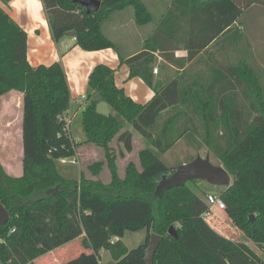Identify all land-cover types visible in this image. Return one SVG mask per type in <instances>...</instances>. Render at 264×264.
I'll list each match as a JSON object with an SVG mask.
<instances>
[{
    "label": "trees",
    "instance_id": "1",
    "mask_svg": "<svg viewBox=\"0 0 264 264\" xmlns=\"http://www.w3.org/2000/svg\"><path fill=\"white\" fill-rule=\"evenodd\" d=\"M41 1L54 42L74 32L75 45L87 52L116 50L102 31L114 12L131 7L138 26L151 22L142 0H97L100 10L90 15L72 0ZM258 1L241 6L235 0H173L141 52L125 61L129 77H139L154 90L145 105L115 86L113 70L103 65L94 68L80 114L84 143L101 149L103 160L87 167L96 180L80 174L78 181L65 178L58 169L59 160L74 157L81 145L64 131L62 117L71 105L64 70L58 62L31 67L25 32L0 8V98L10 91L22 94L17 105L22 109L17 133L22 143L19 177L7 175L3 168L14 174L8 165L13 156L11 137L1 134L0 205L9 212V220L0 228V264H34L82 235L81 247L90 252L63 264H100L102 249L110 253L113 264H146L144 252L152 234L160 237L153 264H262L202 219L206 193L195 186L196 181L192 187L186 183L156 191L161 177L170 173L158 156L182 138H197L234 178L220 193L227 219L264 250L262 78L245 62L215 71L210 85L201 77L188 83L190 78L182 74L158 88L152 76V53L181 67L183 60L174 59V50L185 49L189 61L211 43L218 45L233 29L239 31L243 10ZM175 19L179 24H168ZM227 41L233 45L237 40ZM219 45L223 48L225 42ZM237 88L249 101L248 110L239 104ZM101 101L110 109L108 116L96 112ZM126 125L148 145L137 154L138 167L129 162L121 179L117 159L123 153L116 154L111 145L117 141L124 152L132 151L133 134ZM103 168L109 172L108 184L99 179ZM171 226L177 238L168 234ZM141 230L146 232L144 242L128 250L121 241L125 232Z\"/></svg>",
    "mask_w": 264,
    "mask_h": 264
},
{
    "label": "rangeland",
    "instance_id": "2",
    "mask_svg": "<svg viewBox=\"0 0 264 264\" xmlns=\"http://www.w3.org/2000/svg\"><path fill=\"white\" fill-rule=\"evenodd\" d=\"M248 1L250 0H235V2L241 6L245 5ZM142 2L148 7L152 14L153 21L149 22L147 25L138 26L137 24H116L119 17L120 20L125 23L132 20L133 10L131 7L123 11L114 12L102 24L103 33L115 45L116 50H112L115 52L117 51L116 53L120 55L125 54V52L127 51L132 52L143 48L144 44L142 43V40L146 38L147 35L152 31L153 27L155 26L154 23H156L157 19L164 11V3L166 2L167 4L168 0H142ZM258 2L259 3H254L250 6L245 7V9L243 10V13L238 20L239 31L233 29L225 37L221 38L219 43L222 44V42H226L228 38L236 39L237 41L229 47L228 61L226 63L228 64V66H231V64H234L235 66L238 63L245 62L260 75L264 86V0H259ZM219 43L216 46H212L211 49L213 51L217 49L218 51L222 52V55H225L226 52L222 51L224 47H220ZM221 63L220 65H217V67H221ZM160 68V64H156L153 70H160ZM219 70L227 71L225 68H220ZM87 91L88 88L86 92ZM235 92L239 95V104L245 110H248L249 101L246 98L242 97L239 88H237ZM21 98L18 95H12L9 103H6L5 101L7 98L3 99L0 109V121L7 120L8 124L6 125V127L10 125L9 129L5 130L4 126L0 124V144L1 134L6 133L11 137L10 145L13 156L12 159L8 160V165L12 168L14 174L10 173L5 167H3L6 174L9 176L21 175L22 143L20 138L18 139L17 137V133L20 129L19 123L21 122L22 116V109L17 108V105L22 102ZM94 98L95 97L92 96V99ZM126 129H130L132 133H134V136H136V138L138 139V144L135 147V151H133V153L131 154L130 159L136 162L138 160V153H136V150L143 148V146L147 147L148 144L140 135L133 131L131 126L126 125ZM71 137L76 141H84L85 139L82 131L80 112L77 116H75V119L73 120L71 126ZM111 147L113 148L115 153L118 154L120 149L117 141H113ZM99 150L102 152L101 149ZM99 154L97 153L95 155V158H98L100 156ZM206 155L209 156V161L211 164L215 166H222L221 162L216 158V156L211 151H208L197 138H182L180 142L175 144L165 154L158 157L161 162L169 169L170 173H172L181 165L193 161L194 159H196V157L200 156L201 158H204ZM75 162V165L68 163L61 164L60 162H58V169L61 175L73 181H78L80 174L88 179H91L93 177L87 169V167L91 164V161H83L82 158H78ZM102 171L103 172L100 175L101 179H99L100 181H106V176L110 178L108 175L109 172L106 168H104V170L102 169ZM122 172L123 170H121V173ZM230 182L231 184L234 182V178L232 176H230ZM187 185L189 187L194 186L191 181L187 182ZM195 186L200 191L209 194L213 193L220 195V193L225 190V188L222 187L220 191L218 187L208 185L207 183L200 180L196 181ZM214 219L215 221L212 220L210 222V227L215 232H217L220 236H227L230 241L238 245L244 246L248 255L256 256L258 261L264 264V250L257 247L251 241L245 238V236L230 223L225 213H216V217ZM145 235V230H141L138 232H125L124 237L121 241L128 250H133L144 242ZM60 252L62 253L59 254L58 257L50 254L39 258L37 263L34 264H60L75 259L80 255L79 253H83L82 247H80V243L78 241L71 243L68 247L64 248L63 251ZM99 253L100 264H113V260L108 251L102 249Z\"/></svg>",
    "mask_w": 264,
    "mask_h": 264
},
{
    "label": "crops",
    "instance_id": "3",
    "mask_svg": "<svg viewBox=\"0 0 264 264\" xmlns=\"http://www.w3.org/2000/svg\"><path fill=\"white\" fill-rule=\"evenodd\" d=\"M172 5H173V0H168L167 4L166 2L164 3V7H163L164 11L159 16L156 23H154L155 26L153 27L152 31L147 35L146 38L142 40V43H144L150 36H152V34L157 28V25L160 24L161 20L165 17L168 11L171 10ZM0 8L10 17V19L15 24H17L25 32L26 59L31 67H38V66L47 67L56 62L61 64L62 69L64 70V73L66 75V82L70 93L72 108L75 107L74 109H77V100L81 96H85L86 90L88 88V77L92 72V70L98 65H103L113 70L115 86L118 89H122L125 95L131 98L135 103L140 105H145L154 96L153 88L147 86L139 77H133V78L129 77V73H130L129 67L125 63L127 59L140 53L142 49L132 52L127 51L123 55L117 54L112 49L87 52L76 46L75 40L72 37H66L57 44L52 39L48 24V18L46 16V12L44 10L41 0H10L7 4H3L2 2H0ZM146 8L151 15V21H153L151 11L148 9L147 6ZM116 24H136V23L134 22V17L132 18V20H130V22L128 21L127 23L121 21L119 17L117 19ZM168 24H179V23L175 19ZM213 45L214 43H211L207 48L203 49L192 60L189 61L187 60L186 50L183 49L182 47H178L176 50H174L173 56L174 59L183 60L184 65L183 66L181 65V67L166 62L163 59V57L159 55L158 52L152 53L154 56V63L152 64V69L156 66V64H160L161 67L160 70L158 69V72L156 74H154L152 71L154 85L158 88L164 87L175 76H179L182 74H185L186 78L187 77L190 78V82L187 81L188 83H193L195 79L201 77V79H204L205 84L210 85L211 78L213 79V77H215V71L216 72L220 71L219 70L220 68H225L226 70H229L230 68L234 67V64L228 66V64L226 63L228 61V52L231 44L229 45L228 41L225 42L224 49H222V51L226 52L225 55L224 54L222 55V52L218 51L217 49L213 51L211 49ZM220 63L222 66L217 67V65H220ZM180 64H182V62ZM12 95L14 96L18 95L20 96V98L22 97V94L17 91H10L6 93L0 98V109L3 99L7 98L5 101L6 103H9ZM81 111L82 110H79L74 115V118L71 121L69 127L70 135H71V126L73 120L75 119V116L79 114V112L81 113ZM0 124H2L5 129L6 125L8 124V121L7 120L0 121ZM19 128H20V123H19ZM128 130L132 132L130 129ZM132 134H133L132 151L130 153L124 152L122 150V145L118 143L120 149L119 151L123 153V156H121V158L117 160L118 175L121 179L124 177L125 166L129 162H133L138 167V160L136 162L130 160L131 154L133 153V151H135V147L138 144V139L136 138V136H134V133ZM180 141L181 139L177 141V143ZM76 143H81V145L76 148V154L74 158H72L75 161L78 158H82L83 161L89 160L91 161L92 164L94 162L103 160V152H101L99 148L95 147L92 144H85L84 141H80V140H77ZM144 148L145 147L143 146V148L136 150V153H138L140 150ZM97 153L98 154L100 153L99 154L100 158L99 157L95 158L96 157L95 155ZM121 170H123L122 173ZM19 176L20 175L14 177H19ZM106 177H107L106 181L101 180L103 184H108L110 182V178H108V176ZM90 180H96V178L92 177ZM82 239H83V235L47 253L44 256L52 254L58 257L59 254L62 253L60 251H63L64 248L68 247L71 243L77 241L80 243V247H81ZM82 252L89 253L90 251L84 250L82 248ZM38 259H36L34 263H37Z\"/></svg>",
    "mask_w": 264,
    "mask_h": 264
},
{
    "label": "water",
    "instance_id": "4",
    "mask_svg": "<svg viewBox=\"0 0 264 264\" xmlns=\"http://www.w3.org/2000/svg\"><path fill=\"white\" fill-rule=\"evenodd\" d=\"M73 3L79 4L84 8L85 13L90 15L97 13L100 10L101 3L97 0H72ZM75 33L70 32L67 37L74 38ZM96 112L103 116H108L110 110L107 104L103 101L96 105ZM203 181L211 186L229 188L232 184L230 182V175L222 166H215L210 163L209 156L204 158L196 157L193 161L181 165L177 170L167 175H163L158 183L157 192L162 189H171L173 187L184 186L187 182ZM9 220V212L0 205V228L6 225ZM250 222H253L254 216H249ZM168 234L177 238V233L174 227L168 229ZM160 242V237L156 234L150 236L148 245L144 252V261L146 264H153L154 254Z\"/></svg>",
    "mask_w": 264,
    "mask_h": 264
},
{
    "label": "built area",
    "instance_id": "5",
    "mask_svg": "<svg viewBox=\"0 0 264 264\" xmlns=\"http://www.w3.org/2000/svg\"><path fill=\"white\" fill-rule=\"evenodd\" d=\"M158 72L157 69L153 70V73L156 74ZM86 106V97L81 96L77 100V109L72 108V104L70 105V108L66 112L65 115H63L62 120L64 121V131L71 137L69 133V127L71 124L72 119L74 118V115L79 111L82 110ZM72 138V137H71ZM73 139V138H72ZM74 140V139H73ZM76 142V140H74ZM74 158V157H72ZM72 158H66V159H60L59 162L61 164H76L75 160ZM205 203L207 205V211L202 214V219L210 226V222L212 220L215 221L216 213H224L225 211V205L222 202L220 195L217 194H205ZM218 219V218H217ZM218 223V222H217ZM221 223V222H219ZM212 226V225H211ZM222 236V235H221ZM223 238L229 240L227 236H222Z\"/></svg>",
    "mask_w": 264,
    "mask_h": 264
},
{
    "label": "flooded vegetation",
    "instance_id": "6",
    "mask_svg": "<svg viewBox=\"0 0 264 264\" xmlns=\"http://www.w3.org/2000/svg\"><path fill=\"white\" fill-rule=\"evenodd\" d=\"M209 185V184H208ZM214 187H218V186H214ZM219 189H220V191H221V189H222V187H218Z\"/></svg>",
    "mask_w": 264,
    "mask_h": 264
}]
</instances>
